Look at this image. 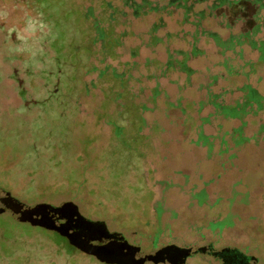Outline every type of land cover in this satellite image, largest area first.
<instances>
[{
    "label": "rangeland",
    "instance_id": "rangeland-1",
    "mask_svg": "<svg viewBox=\"0 0 264 264\" xmlns=\"http://www.w3.org/2000/svg\"><path fill=\"white\" fill-rule=\"evenodd\" d=\"M68 2L73 9L91 4ZM36 5L35 0H0V186L28 205L72 201L84 217L106 222L144 252L211 244L236 247L264 264V157L253 159L255 150L244 149L239 155L247 154L233 160L242 172L228 175L218 165L223 162L218 142L210 156L207 146L194 144L195 131L177 126L174 115L167 117L163 110L148 113L151 125L140 133L142 142L133 135L128 145L121 144L116 127L124 125L118 112L125 101L113 102V86L99 75L108 65L121 71L127 62L142 64L162 55L139 47L138 57H131L139 44L136 35L117 47L114 59L103 60L102 47H93L87 59V47H77L81 64L73 56L61 65L70 47L56 43L59 11H37ZM152 22L132 20L131 30L139 34ZM174 78L162 81L173 100ZM142 84L131 85L136 90ZM152 125L159 131L152 133ZM130 132L136 131L125 130L131 137ZM205 132L214 134L209 127ZM201 195L207 197L203 202ZM0 264L118 263L2 213ZM187 264L221 262L205 254Z\"/></svg>",
    "mask_w": 264,
    "mask_h": 264
},
{
    "label": "trees",
    "instance_id": "trees-1",
    "mask_svg": "<svg viewBox=\"0 0 264 264\" xmlns=\"http://www.w3.org/2000/svg\"><path fill=\"white\" fill-rule=\"evenodd\" d=\"M35 2L40 3L35 6L37 11H59L56 43L70 47L64 64L59 60L61 65L73 56L76 65L81 64L77 47H87V59L93 47H102L103 60L114 59L117 47H124L125 40L136 35L139 44L131 57H138L139 47L162 55L147 57L142 64L127 62L121 71L108 65L99 75L100 80L108 78L113 86L111 100L125 101L118 112L124 125L115 123L121 144L128 145L133 135L139 137L134 141L142 142L140 133L151 125L148 113L163 110L167 117L174 115L177 126L195 131L194 144L207 146L210 156L218 142L217 156L223 158L218 165L228 175L242 172L233 164L247 154L239 155L240 151L249 148L255 150L253 159L264 157L263 0H91L88 7L78 9H71L68 0ZM139 19L153 22L136 34L131 22ZM120 27L125 29L119 31ZM201 61L206 66L196 67ZM173 77L170 83L177 88L174 100L162 87L163 80ZM135 82L145 84L135 90L131 85ZM147 82H154V86L149 87ZM139 99L142 101L137 104ZM205 127L213 129L214 134H207ZM127 128L136 132L127 136ZM159 129L152 125V133ZM202 195L201 202L207 199ZM221 201L219 198L216 202Z\"/></svg>",
    "mask_w": 264,
    "mask_h": 264
},
{
    "label": "water",
    "instance_id": "water-1",
    "mask_svg": "<svg viewBox=\"0 0 264 264\" xmlns=\"http://www.w3.org/2000/svg\"><path fill=\"white\" fill-rule=\"evenodd\" d=\"M2 213L10 214L18 222L40 226L66 237L73 245L108 263L187 264L190 257L205 254L226 262L229 254L240 251L236 247L216 249L209 244L203 247L167 245L144 252L129 243L123 233L110 231L106 222L84 217L72 201L62 202L58 206L49 203L28 205L0 186Z\"/></svg>",
    "mask_w": 264,
    "mask_h": 264
},
{
    "label": "flooded vegetation",
    "instance_id": "flooded-vegetation-1",
    "mask_svg": "<svg viewBox=\"0 0 264 264\" xmlns=\"http://www.w3.org/2000/svg\"><path fill=\"white\" fill-rule=\"evenodd\" d=\"M214 258L219 260L221 264H261L256 256L248 255L243 251L232 252L229 254L228 260H226V262L218 257Z\"/></svg>",
    "mask_w": 264,
    "mask_h": 264
}]
</instances>
